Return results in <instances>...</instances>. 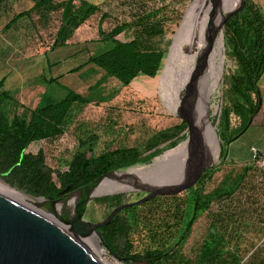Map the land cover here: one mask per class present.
I'll return each mask as SVG.
<instances>
[{
    "label": "trees",
    "instance_id": "trees-1",
    "mask_svg": "<svg viewBox=\"0 0 264 264\" xmlns=\"http://www.w3.org/2000/svg\"><path fill=\"white\" fill-rule=\"evenodd\" d=\"M9 2L20 5L22 10L6 24V30L24 18L34 17L46 28L51 15L61 12L54 48L68 46L75 33L98 12L105 13L104 19L109 15L114 16L120 25L110 33H105L100 28L101 39L97 51L87 62L72 70V73H80L88 68L86 77L96 75L100 70L103 72L102 77L85 93H77L76 90L62 85V77L51 78L47 80L48 84L56 83L67 89L68 94L59 99L45 92L37 107L30 109L23 106L5 88L6 78L0 81V176L7 183L17 185L38 198L59 199L109 172L151 165L155 158L188 139L187 124L182 121L155 133L148 140L144 151L137 148L119 149L87 157L84 149L89 147L92 150L95 140L80 137L78 148L71 153L68 168L59 172L57 182L54 181L51 175L53 171L47 169L45 152L41 150L38 155L29 152L31 145L38 142H56L70 136L68 129L83 109L92 103L104 101L102 85L108 79H117L124 86H128L140 76L155 78L167 56V52L156 41L166 34L175 1L107 0L97 4L92 0H0V7ZM223 39L225 52L235 63L233 73L226 78V103L218 117L217 128L222 159L227 163L229 145L250 128L258 114L256 111L260 103L259 95L261 96L259 83L264 75L263 8L248 0L244 9L227 21ZM21 107L24 108L22 113L19 112ZM234 121L237 122L236 125ZM215 172V169L207 170L202 182L207 178L211 179ZM246 173L244 171L238 176H229L230 186L220 189L216 197L205 198L200 192H196L184 203L175 202L177 197H157L141 206L123 210L110 225L100 229L108 251L112 256L121 259L123 264H264V259H261L264 249L256 250L245 262L239 249H231L226 238L214 231L201 245L194 260L183 253L197 221L209 212L216 198L219 202L216 204L218 210L225 208L230 198L241 190ZM181 174L157 185L175 183ZM131 190L133 189H108L101 195L116 194L97 197L94 202L109 208L107 218L115 208L125 204L129 195L124 193ZM162 201L172 203V214L168 216L165 213L156 222L153 216H156ZM131 202L135 200L127 203ZM123 213L131 214L136 229L146 234L149 242L141 253L135 252L130 238L131 227L121 219ZM123 237L127 239L121 245L119 241Z\"/></svg>",
    "mask_w": 264,
    "mask_h": 264
},
{
    "label": "rangeland",
    "instance_id": "rangeland-1",
    "mask_svg": "<svg viewBox=\"0 0 264 264\" xmlns=\"http://www.w3.org/2000/svg\"><path fill=\"white\" fill-rule=\"evenodd\" d=\"M105 1L107 0H92L97 4L105 3ZM174 1L175 4L171 8L172 17L166 27V34L156 41L167 52L159 74L155 78L140 76L128 86H124L117 79H108L102 85L104 101L92 103L83 109L68 129L70 136L56 142H38L31 145L29 152L36 155L41 150L45 152L47 169L53 171L51 175L54 181L57 182L59 172H64L68 168L72 157L71 153H74L78 148L80 137L85 140L92 138L95 140L92 150L89 147L84 149L87 157L119 149L137 148L144 151L148 140L155 133L182 123L177 113L180 108L181 94L187 91L189 85L187 72L183 65V49L195 5L190 12L184 30L182 26L188 9L196 0ZM218 1L222 3L223 17H220L222 23L231 10L234 11L239 7L242 0ZM252 1L264 10V0ZM208 7V2H203L196 14L193 62L197 64V70L206 44V37L203 35L204 23L213 20L207 14ZM21 10L20 5L14 2L0 7V81L3 78L7 79L5 88L11 91L23 106L34 109L45 92H49L59 99L68 94V90L60 85L48 84L47 80L51 78L62 77L60 83L76 90L77 93H85L95 85L103 75L101 70L100 73L90 77H86L85 74L88 68L80 73H72V70L87 62L95 54L100 46L98 45L101 39L99 29L110 33L120 25L117 18L109 15L104 19L105 13L98 12L75 33L74 38L68 42V46L54 48L61 12L51 15L46 28L42 27L37 17H34L33 19L24 18L11 29L6 30V24ZM224 33L225 27L222 32L223 37ZM124 37L120 36L123 39ZM219 50L220 39L208 60L209 73L204 74V70L200 73L203 84L205 80H208L206 98L209 104L207 115L210 112V121L205 148L207 158L213 161V166L208 170L215 169L216 172L211 179L205 177L206 180L204 179L205 181L202 182L203 175L195 187L180 195L172 196L177 197L175 201L177 203L189 201L196 192H200L205 198L216 197L220 189L230 186L229 176L234 177L242 173L239 168L225 163L222 159L221 140L219 136L215 135L214 130V127L216 130L218 128V117L226 103V78L235 69L234 60L225 52L224 39L222 51L219 52ZM23 110L24 108L21 107L19 112L22 113ZM234 123L237 124L235 121ZM184 143L187 142L183 141L178 146ZM172 150L166 151L152 162L155 163L157 159ZM149 166L150 164H146L135 168ZM183 178L184 171L175 183L182 181ZM0 180L30 200L40 202L48 211L49 202L39 200L38 197L28 194L17 185L7 183L2 177ZM259 184L258 180L246 177L241 190L236 196L230 198L225 208L219 210L216 205L219 202L216 198L213 201L215 204L209 212L204 214L194 225L192 234L183 249L184 255L194 260L201 245L209 239L212 231L217 235H223L231 249H239L245 262L256 250L264 249V196L261 195ZM124 194L129 195L124 202L127 203L129 200H140L141 195L144 197L146 193L131 190ZM172 209L173 205L170 201L161 203L153 220L156 222L161 220L165 213L170 216ZM109 212L106 205L95 203L93 200L88 206L85 220L98 223L103 221ZM121 219L131 227L130 238L134 243L135 252L141 253L149 242L146 234L136 229L131 214L123 213ZM97 239L99 240V238ZM126 239V237L121 238L119 243L124 245ZM101 246L106 252L103 258L109 261L111 253L103 244ZM261 259H264V251Z\"/></svg>",
    "mask_w": 264,
    "mask_h": 264
},
{
    "label": "water",
    "instance_id": "water-1",
    "mask_svg": "<svg viewBox=\"0 0 264 264\" xmlns=\"http://www.w3.org/2000/svg\"><path fill=\"white\" fill-rule=\"evenodd\" d=\"M214 2L217 4L218 0ZM246 3L247 0H242L239 7L229 13L217 28L209 30L208 47L199 59L198 73L188 85L187 91L181 94L177 114L187 124L186 142L189 152L183 180L160 185L134 183L133 191L146 193V196L115 208L104 221L98 223L85 220L89 204L97 197L116 193L96 195L95 190L106 179H116L125 183L123 177L128 170L109 172L59 199L39 198L50 203L48 211L0 189V264H103L85 246L83 243L85 237L95 235L99 238L100 245L103 244L107 248L100 229L110 225L120 212L141 206L157 197L180 195L198 184L204 173L213 166L212 159L206 156L204 134L199 125L198 74L206 67L218 40L222 38L223 41L222 32L227 21L243 10ZM259 97L260 103L256 114L262 106L261 96ZM214 130L218 137L216 127ZM152 165L154 163L150 166Z\"/></svg>",
    "mask_w": 264,
    "mask_h": 264
},
{
    "label": "bare ground",
    "instance_id": "bare-ground-1",
    "mask_svg": "<svg viewBox=\"0 0 264 264\" xmlns=\"http://www.w3.org/2000/svg\"><path fill=\"white\" fill-rule=\"evenodd\" d=\"M205 1L208 2V6H209L207 14L208 16L210 15L213 20L211 22L206 21L204 23L205 31L203 35L206 37L204 53L206 52L207 47H208L209 30L217 28L221 24L220 17L221 18L223 17L222 11H221V4H222L221 1H218L217 4H215L214 0H196L191 5V7L188 9L184 24L182 26L183 30H184V27L186 26V22L188 20L190 12L195 5L192 15H191L189 31H188L186 41L184 44V49H183V65L187 72L189 85L194 79L195 75L198 73L197 64H194L193 62V48L195 46L193 36L196 30L197 11L200 5ZM222 42H223L222 38H220L219 52L222 51ZM207 73H209L208 72V61H207L206 67L204 68V74L207 75ZM207 81L208 80H205V83L203 84L202 78L200 74H198V88H199V94H200V102H199V107H198V113L200 117L199 125L203 130L205 145L207 141L208 128H209V121H208V115H207L208 102L206 98V94H207L206 90H208ZM188 158H189L188 145L187 143H184L178 146L176 149L166 153L162 158L157 159V161L152 166H149L147 168H134V169L129 170L125 174V177H123L127 183L126 182L122 183L116 179H106L102 183L99 184V186L97 187L94 193L96 195H101L104 191L108 189H127V190L134 189V183L157 185L159 183H162V182H165L171 179L177 174L182 173L185 170V166L188 161ZM0 189L8 193H11L17 197H20L26 201H29L35 204L36 206L40 207L41 209H46L40 202L30 200L24 194L19 193L18 191L11 188L9 185H7L5 182L1 180H0ZM83 243L90 250V252L94 255V257L98 259L101 263L111 264V262L103 258V255L106 252L100 245V242L95 235L85 237L83 239Z\"/></svg>",
    "mask_w": 264,
    "mask_h": 264
},
{
    "label": "crops",
    "instance_id": "crops-1",
    "mask_svg": "<svg viewBox=\"0 0 264 264\" xmlns=\"http://www.w3.org/2000/svg\"><path fill=\"white\" fill-rule=\"evenodd\" d=\"M261 103L260 111L254 118L250 128L235 142L231 143L227 152V163L247 171V178L260 182V192L264 196V167L254 159L253 149L264 159V75L260 83Z\"/></svg>",
    "mask_w": 264,
    "mask_h": 264
},
{
    "label": "built area",
    "instance_id": "built-area-1",
    "mask_svg": "<svg viewBox=\"0 0 264 264\" xmlns=\"http://www.w3.org/2000/svg\"><path fill=\"white\" fill-rule=\"evenodd\" d=\"M253 153H254V159L257 161V163L260 166L264 167V159H261L259 157L258 152L255 149H253ZM109 262H111V264H123V261L117 260L114 256L110 257Z\"/></svg>",
    "mask_w": 264,
    "mask_h": 264
},
{
    "label": "flooded vegetation",
    "instance_id": "flooded-vegetation-1",
    "mask_svg": "<svg viewBox=\"0 0 264 264\" xmlns=\"http://www.w3.org/2000/svg\"><path fill=\"white\" fill-rule=\"evenodd\" d=\"M145 196H146V194H145Z\"/></svg>",
    "mask_w": 264,
    "mask_h": 264
}]
</instances>
